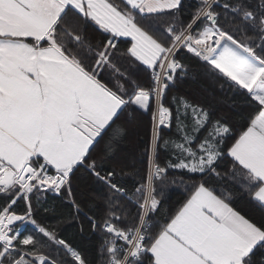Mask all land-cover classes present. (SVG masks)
<instances>
[{
	"label": "snow or ice",
	"instance_id": "6c2138e0",
	"mask_svg": "<svg viewBox=\"0 0 264 264\" xmlns=\"http://www.w3.org/2000/svg\"><path fill=\"white\" fill-rule=\"evenodd\" d=\"M185 7L0 0V264H264V0ZM186 79L198 96L180 93ZM145 129L142 170L125 145ZM124 176L139 179L129 189ZM186 180L162 215L164 186ZM49 191L81 234L87 222L93 259L35 218Z\"/></svg>",
	"mask_w": 264,
	"mask_h": 264
},
{
	"label": "trees",
	"instance_id": "16d2710c",
	"mask_svg": "<svg viewBox=\"0 0 264 264\" xmlns=\"http://www.w3.org/2000/svg\"><path fill=\"white\" fill-rule=\"evenodd\" d=\"M196 0H185V10L184 15L187 16L192 11V6L195 4ZM106 34H97L96 39L102 40L103 36ZM119 47L124 49L128 46V38H123L118 41ZM183 56L184 54L181 53ZM187 62V61H186ZM200 87L199 84H194L191 79H186L182 83L177 85L181 94H188L189 96H198V92L196 89ZM202 98V97H201ZM234 123L236 128L240 127L242 121L239 118H234ZM168 133V130H165ZM172 132L175 131L173 128ZM148 138L147 129L142 130L133 138V143H126L125 147L128 149L129 152L132 153V158L128 160V164H134L137 169L146 170L147 168V161L146 159L140 154L141 150ZM161 159L166 160L167 154L163 151L161 152ZM113 165L110 163L108 167H112ZM173 175L170 172V176ZM177 180H178V174ZM139 177L135 179L130 178L128 176H124L122 182L131 189L133 184ZM190 181L186 180L185 184H181L179 182L175 184H167L164 186L163 190V203L161 208V214L166 215L168 213L174 212L179 206L183 203L184 199L188 195V190L186 184H190ZM228 186L225 185V188ZM100 186L96 184H91L88 186L89 194H91V190H99ZM85 187L82 183L74 185V193L77 200L85 199ZM35 205V200L33 201ZM234 207L237 210L241 211L242 214L249 216L254 219H258L260 216L259 210L255 209L251 205L247 203L246 198H239L237 197L234 200ZM23 208V202H20L17 205V209L21 210ZM47 209V211H45ZM87 211V209H85ZM74 210L69 205L68 201L64 197L63 194L56 195L52 192H45L42 193L40 196V206L37 209L36 213H34L35 218L39 223L49 227L57 228L61 234L66 237L67 239L73 241L74 243L78 244L81 248L84 249L86 254L88 255L89 259H93L96 256V247L97 241L95 236L88 230V224L86 221H82L84 225L85 232L83 234L79 231V223L73 221L71 216L73 215ZM94 212L98 214V210L94 209ZM92 215L93 213H89ZM159 219V217H158ZM75 224V226H73ZM21 231L23 234H34L39 236L40 234L36 232L33 225L30 223H25L21 226Z\"/></svg>",
	"mask_w": 264,
	"mask_h": 264
},
{
	"label": "crops",
	"instance_id": "0c3cea01",
	"mask_svg": "<svg viewBox=\"0 0 264 264\" xmlns=\"http://www.w3.org/2000/svg\"><path fill=\"white\" fill-rule=\"evenodd\" d=\"M129 39V38H128Z\"/></svg>",
	"mask_w": 264,
	"mask_h": 264
}]
</instances>
